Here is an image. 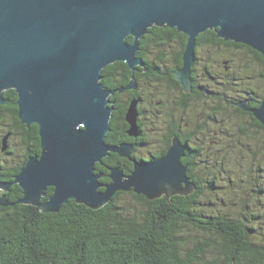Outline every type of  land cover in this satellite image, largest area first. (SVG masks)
<instances>
[{"label":"water","instance_id":"water-1","mask_svg":"<svg viewBox=\"0 0 264 264\" xmlns=\"http://www.w3.org/2000/svg\"><path fill=\"white\" fill-rule=\"evenodd\" d=\"M163 25L187 36L175 73L186 89L196 37L206 29L264 54V0H0V103L2 91L13 89L21 123L37 124L40 140V153L30 155L11 182H0L3 191L17 184L22 196L10 202L0 195V206L23 203L57 212L73 199L98 209L117 191L151 200L196 188L177 140L159 159L136 163L129 175L109 168L107 183L95 169L109 152H131L128 143L105 142L113 110L108 96L115 90L100 82L101 71L115 61L130 68L140 63L139 39L147 28ZM239 106L264 125V99L254 108ZM136 116L131 101L125 115L130 135L137 134ZM49 187L52 193L42 200Z\"/></svg>","mask_w":264,"mask_h":264},{"label":"trees","instance_id":"trees-1","mask_svg":"<svg viewBox=\"0 0 264 264\" xmlns=\"http://www.w3.org/2000/svg\"><path fill=\"white\" fill-rule=\"evenodd\" d=\"M164 27L167 29L157 26L147 28L148 32L142 39L148 38L146 42L150 43V38L158 41L178 36L183 48L186 36L175 28ZM146 39L140 40V43ZM131 40L130 36L126 38L127 42ZM196 43L198 50L215 46L223 48L220 49L222 54L250 53L256 62L258 78L252 73L249 75L251 78H246L255 79L260 88L259 103L264 99V54L243 43L225 41L217 36L214 29L199 33ZM108 68L104 67L101 75ZM111 70L114 72L115 68ZM100 82L107 86V81L100 79ZM15 98L16 95L11 97ZM248 100L255 105L253 100ZM237 120L235 141L227 131L221 134L220 152L214 162H198L187 169L189 179L196 185L189 194L162 195L150 200L133 191H117L98 209L69 199L57 212H43L38 207L23 203L0 206V264H264L263 215L258 210L247 209V201L253 195L245 197L238 215L222 211L224 209L220 210L218 205L224 199L219 197L221 175L223 172L230 175L229 168L225 170L226 158L233 154L238 143L242 145L245 142L240 134L246 135L247 140L253 129L258 131L254 138L257 147L252 152L240 150L250 158V165L258 173L264 158L259 154L264 127L255 119L253 124L246 117H237ZM115 130L107 132L106 143H118L113 137ZM30 135L33 139L30 144L26 143V156L39 151L35 124ZM109 154L110 157L107 155L103 161L109 165L117 164V155ZM95 167L104 174L99 180L107 181L108 170L101 169L99 164ZM19 169L16 168L12 175ZM253 182L251 186H255ZM262 182L254 190L256 193L264 192ZM51 193L52 188H47L42 200ZM5 194L10 202H15L22 196V190L13 184ZM229 203L234 202L230 200Z\"/></svg>","mask_w":264,"mask_h":264},{"label":"flooded vegetation","instance_id":"flooded-vegetation-1","mask_svg":"<svg viewBox=\"0 0 264 264\" xmlns=\"http://www.w3.org/2000/svg\"><path fill=\"white\" fill-rule=\"evenodd\" d=\"M164 26L166 25L157 27L164 29L166 28ZM142 37L138 41L135 52V57L140 60V63L130 68L124 61H115L106 65L109 68L100 78L107 81L105 88L115 90L108 96L109 105L113 108L109 131L116 129V135L113 134V137L118 140L116 144L131 145L129 157L115 153L117 164H106L103 159L101 163H97L101 169L108 170L107 177L109 168L113 166L119 167L124 174L129 175L136 163L153 162L159 159L167 153L174 140L183 146L180 161L187 166V169L198 162H214L220 152L221 134L227 131L234 136L235 141L236 124L239 122L237 117H246L251 123L257 120L251 111L239 106L240 102H246L249 108L259 105L260 88L255 84V79L246 78H251L249 76L251 73L258 78L256 62L250 53L233 52L240 56L225 59L222 56L226 53L222 54L220 50L223 49L222 47L205 46L198 50L196 43L194 63L189 73V89H186L176 78L175 73L182 66L187 36L183 48L178 36L167 37L168 39L165 40L162 38L158 41L150 38L152 41L150 43L146 42L148 38L142 39ZM144 39H146L144 43H140V40ZM201 51L203 52L200 53ZM112 68H115L114 72ZM130 83L131 86L125 88ZM14 92L10 89L3 90L2 97L5 102L0 103V182L4 183L14 179L17 173L12 175V172L16 168L21 169L30 155L40 153L38 126L35 123L29 125L21 123L17 115V94ZM15 95L16 98L11 99ZM220 95L222 99H219ZM248 99L253 100L255 105H251ZM131 101H135L137 112L136 135L128 133L129 124L125 119ZM240 112L248 115H242ZM34 124L39 151L26 156V143L30 144L33 139L30 131ZM242 128L247 132L245 126ZM240 129L241 127L238 130ZM259 131L262 133L263 129ZM257 132L253 129V133H250L247 140L246 135L240 134L241 138L245 139L242 145L250 152L258 145L254 140ZM5 135H8L7 147L2 150L1 142ZM234 144L232 146L235 147ZM238 144L240 145L241 142ZM260 145L259 154L263 157L264 133ZM108 155L109 158L110 154ZM24 156H26L25 160H23ZM263 160L264 158L261 159L259 167L261 177L264 173ZM99 173L101 177L104 175L102 172ZM109 181L108 177V180L103 183ZM12 185L7 191L0 190V195L6 196L5 193L9 192Z\"/></svg>","mask_w":264,"mask_h":264},{"label":"rangeland","instance_id":"rangeland-1","mask_svg":"<svg viewBox=\"0 0 264 264\" xmlns=\"http://www.w3.org/2000/svg\"><path fill=\"white\" fill-rule=\"evenodd\" d=\"M201 51L200 53H202ZM239 57L237 53L232 54H225L222 56L223 58L228 57ZM13 143V142H12ZM231 147V146H230ZM232 148V147H231ZM240 150H246L243 145H239L234 149L233 154L226 158L225 161V170L227 171L228 168L230 170V175L228 172H223L220 179L219 185L222 186L220 189L219 197L224 199L222 200L223 203L219 202V208L222 211H227L229 214L238 215L239 212L242 210L241 205L242 201H245V197L250 198L253 195V198H250L248 203L247 209L249 210H258L260 215H263L261 218L264 220V192L256 193L257 185L259 184V179H263L261 181L264 185V173L261 177V172H257L254 166L250 165V158L246 156L244 153L240 152ZM20 153V151H19ZM229 175V177H228ZM257 177V178H255ZM252 178V179H251ZM242 179L244 181H242ZM254 181V182H253ZM256 183L255 186H251V183ZM251 186V187H250ZM264 188V186H263ZM255 190V191H254ZM233 201L234 203H229V201ZM122 201V200H121ZM137 207L140 208V205L137 203ZM260 222V224H261ZM264 225V224H263ZM262 226V225H261ZM264 229V227H262Z\"/></svg>","mask_w":264,"mask_h":264}]
</instances>
